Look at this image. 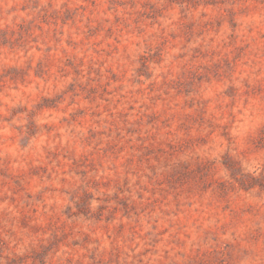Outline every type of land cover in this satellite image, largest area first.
I'll list each match as a JSON object with an SVG mask.
<instances>
[{"label": "rangeland", "instance_id": "374dc122", "mask_svg": "<svg viewBox=\"0 0 264 264\" xmlns=\"http://www.w3.org/2000/svg\"><path fill=\"white\" fill-rule=\"evenodd\" d=\"M0 264H264V0H0Z\"/></svg>", "mask_w": 264, "mask_h": 264}]
</instances>
